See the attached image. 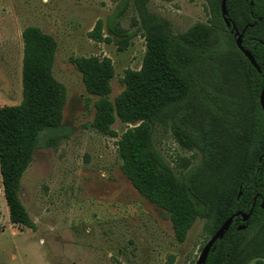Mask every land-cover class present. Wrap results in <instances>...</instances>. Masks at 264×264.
<instances>
[{
	"label": "trees",
	"instance_id": "1",
	"mask_svg": "<svg viewBox=\"0 0 264 264\" xmlns=\"http://www.w3.org/2000/svg\"><path fill=\"white\" fill-rule=\"evenodd\" d=\"M170 2L173 0H164ZM210 19L188 34H173L169 23L151 14L148 0H120L105 23L98 20L87 38L125 51L136 31L120 28L132 6L145 53L138 71L127 70L122 92L110 101L115 72L109 58H70L85 92L95 99L89 127L115 138L116 120L128 125L117 141L120 169L131 187L163 210L174 240L184 243L197 220L209 221L210 237L230 217L232 225L214 245L205 264L264 261V114L259 96L264 88V0H226L227 28L221 0H203ZM232 26L259 71L236 48ZM106 34H103V31ZM22 100L0 108V177L12 225L36 230L20 199L21 179L38 148H53L65 137L62 113L65 89L52 75L53 49L38 28L21 34ZM156 125L169 128L185 151L200 162L180 178L153 143ZM251 215L246 223L235 214ZM238 226H246L237 231ZM172 255L165 264H174Z\"/></svg>",
	"mask_w": 264,
	"mask_h": 264
},
{
	"label": "rangeland",
	"instance_id": "2",
	"mask_svg": "<svg viewBox=\"0 0 264 264\" xmlns=\"http://www.w3.org/2000/svg\"><path fill=\"white\" fill-rule=\"evenodd\" d=\"M119 1L0 0V108L22 100L21 34L28 27L49 38L52 75L67 97L61 122L65 137L53 148H38L21 179L20 199L35 231L10 223L0 177V264H165L170 255L174 264H195L209 240V221L197 220L184 243H176L168 215L131 187L116 151L128 125L116 120L115 138L89 127L95 99L69 59L109 58L115 72L113 102L123 90L125 71H138L145 53L142 31L132 25L137 19L132 6L118 20L120 28L137 33L125 51L87 38ZM146 7L176 35L205 27L210 19L203 0H148ZM153 143L178 178L200 162L198 153L179 147L168 127H154Z\"/></svg>",
	"mask_w": 264,
	"mask_h": 264
},
{
	"label": "water",
	"instance_id": "3",
	"mask_svg": "<svg viewBox=\"0 0 264 264\" xmlns=\"http://www.w3.org/2000/svg\"><path fill=\"white\" fill-rule=\"evenodd\" d=\"M220 13H221V17L222 20L225 24V26L227 28H230L231 24L227 19V11H226V0H221V5H220ZM246 29H244L241 33H239L234 26H232V30L231 33L234 36V42H235V46L236 48L245 56V58L249 61V63L251 64V66L259 71V68L253 58V56L250 54L249 51L245 50L242 47V39H243V34L245 32ZM259 103H260V107L262 109V112L264 114V88L262 89L260 96H259ZM260 209L264 211V203H262L260 205ZM251 215V211L248 214H240L237 213L234 215V217H240V220L242 223H246L249 219ZM233 222V217H230L229 219H227L219 228L218 230L211 236L209 237V240L205 243V245L203 246V248L201 249V252L198 256V258L196 259L195 264H205L208 255L210 254V252H213L215 250L214 245L217 241H220L223 239L224 235L226 234V232L229 230L230 226L232 225ZM246 226H238L236 228L237 231H242L245 229Z\"/></svg>",
	"mask_w": 264,
	"mask_h": 264
},
{
	"label": "flooded vegetation",
	"instance_id": "4",
	"mask_svg": "<svg viewBox=\"0 0 264 264\" xmlns=\"http://www.w3.org/2000/svg\"><path fill=\"white\" fill-rule=\"evenodd\" d=\"M231 33V32H230ZM233 35V34H232Z\"/></svg>",
	"mask_w": 264,
	"mask_h": 264
}]
</instances>
